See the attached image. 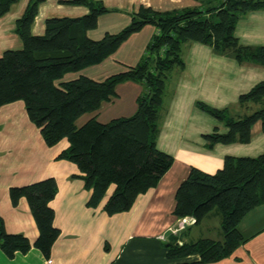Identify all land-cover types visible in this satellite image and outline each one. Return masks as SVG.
<instances>
[{
    "label": "trees",
    "instance_id": "16d2710c",
    "mask_svg": "<svg viewBox=\"0 0 264 264\" xmlns=\"http://www.w3.org/2000/svg\"><path fill=\"white\" fill-rule=\"evenodd\" d=\"M16 1L0 0V16ZM43 1L29 0L15 20L14 30L22 47L7 49L0 55V106L22 100L30 121L39 128L47 145L67 139L69 145L58 157L73 162L82 173L84 186L91 190L89 205H97L108 186L114 185L103 206L107 214L128 210L136 196L154 186L173 162L172 155L157 148L156 136L171 72L183 66L184 48L189 42H202L217 51L231 52L240 62L264 66V46L243 45L234 35L238 19L250 10L264 9V0H215L201 7L164 11L140 5L120 31L105 33L96 40L88 37L87 31L96 28L99 15L112 11L100 0L66 1L83 5L88 12L78 17L47 18L44 33L34 35L30 26ZM147 24L154 25L158 32L134 66L101 81L84 75L61 80L67 72L100 63ZM128 80L144 86L132 115L105 123L92 117L76 125L81 115L97 110L114 96L119 83ZM263 99L264 81H260L239 95L238 102L262 103ZM197 105L226 127L225 132L214 130L205 135L210 146L216 142H248L257 122L264 131V104L238 116L228 108L218 109L201 102ZM56 191L52 177L9 187L13 205L21 197L26 199L38 236L31 243L21 234H9L0 218V250L7 258H13L15 253L26 254L31 248L49 258L59 235L53 226L54 210L49 205ZM263 203L264 151L256 156L228 155L222 167L212 173L191 167L176 189L173 214L192 217L197 223L216 211L221 240L169 242L167 258L197 255V262L177 264H206L230 256L245 241L238 230L239 222Z\"/></svg>",
    "mask_w": 264,
    "mask_h": 264
},
{
    "label": "crops",
    "instance_id": "0c3cea01",
    "mask_svg": "<svg viewBox=\"0 0 264 264\" xmlns=\"http://www.w3.org/2000/svg\"><path fill=\"white\" fill-rule=\"evenodd\" d=\"M69 0H44L38 5L30 31L41 35L50 17H78L87 7L66 3ZM112 11L101 14L97 26L87 36L100 39L105 33H116L130 21V13L140 5L164 11L174 8L201 7L215 0H100ZM29 0H18L0 16V55L7 49H19L22 41L15 32V20ZM158 32L147 24L130 35L100 63L76 72H67L62 81L87 76L96 81L127 70L144 54L151 37ZM234 35L247 46H264V9L250 10L235 24ZM183 52L184 64L176 67L167 86L164 111L156 136V146L173 157L168 170L158 182L139 193L126 211L107 214L103 206L114 189L111 184L95 206L89 205L91 190L84 186L81 172L73 162L59 158L68 147L66 138L47 145L36 125L30 121L24 102L14 100L0 106V218L9 234H21L31 243L38 236L34 219L24 197L13 205L9 187L54 178L57 191L49 205L54 210L53 226L59 230L49 258L36 248L26 254L15 253L9 259L0 250V264H177L199 261L197 255L168 259L166 246L179 240L190 243L198 239L221 240L220 218L216 211L200 222L171 234L182 218L173 214L175 192L191 167L214 172L222 167L226 156H256L264 151V131L260 123L252 126L248 142H216L209 145L206 134L225 132L222 123L211 119L198 102L223 109L233 107L238 115L248 114L262 103L238 102L239 95L264 81V66L237 60L231 52H220L212 46L191 41ZM144 86L124 81L115 94L100 107L76 120L80 126L89 118L105 123L113 118L132 115L136 99ZM79 120H81L79 122ZM203 227V228H201ZM201 229V230H197ZM238 230L245 240L230 256L206 264H264V203L257 205L239 222ZM163 236V240L160 238Z\"/></svg>",
    "mask_w": 264,
    "mask_h": 264
},
{
    "label": "built area",
    "instance_id": "2783aa9c",
    "mask_svg": "<svg viewBox=\"0 0 264 264\" xmlns=\"http://www.w3.org/2000/svg\"><path fill=\"white\" fill-rule=\"evenodd\" d=\"M194 223V218L192 217H186V218H182L179 226L173 230H170L171 234L173 235H177L181 230L185 229L187 226L193 225ZM162 240L164 239L163 236L160 237ZM179 244H181L180 241H178Z\"/></svg>",
    "mask_w": 264,
    "mask_h": 264
},
{
    "label": "rangeland",
    "instance_id": "374dc122",
    "mask_svg": "<svg viewBox=\"0 0 264 264\" xmlns=\"http://www.w3.org/2000/svg\"><path fill=\"white\" fill-rule=\"evenodd\" d=\"M184 51H186V49H185V48H184ZM228 108H229V107H228ZM229 110H230V112H231V114H232V115H236V114L234 113V111H233V107H230V109H229ZM208 117H210L211 119H215V118H214L213 116H211V115H210V116H208ZM80 121H81V120H79V122H80ZM216 121L218 122V124H219V125H221V124H222V122H221L220 120H216ZM201 228H203V227H201ZM197 230H201V229H197Z\"/></svg>",
    "mask_w": 264,
    "mask_h": 264
}]
</instances>
